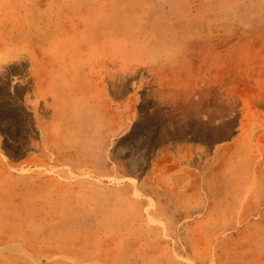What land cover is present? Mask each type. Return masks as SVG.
<instances>
[{
  "label": "rangeland",
  "instance_id": "1",
  "mask_svg": "<svg viewBox=\"0 0 264 264\" xmlns=\"http://www.w3.org/2000/svg\"><path fill=\"white\" fill-rule=\"evenodd\" d=\"M0 264H264V0H0Z\"/></svg>",
  "mask_w": 264,
  "mask_h": 264
}]
</instances>
